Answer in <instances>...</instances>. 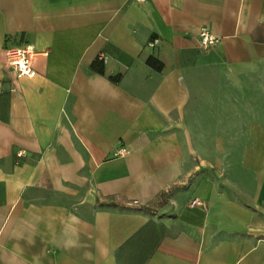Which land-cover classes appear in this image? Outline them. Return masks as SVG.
I'll use <instances>...</instances> for the list:
<instances>
[{
	"label": "crops",
	"instance_id": "0c3cea01",
	"mask_svg": "<svg viewBox=\"0 0 264 264\" xmlns=\"http://www.w3.org/2000/svg\"><path fill=\"white\" fill-rule=\"evenodd\" d=\"M0 264H264V0H0Z\"/></svg>",
	"mask_w": 264,
	"mask_h": 264
},
{
	"label": "built area",
	"instance_id": "2783aa9c",
	"mask_svg": "<svg viewBox=\"0 0 264 264\" xmlns=\"http://www.w3.org/2000/svg\"><path fill=\"white\" fill-rule=\"evenodd\" d=\"M139 2H145L146 0H137ZM199 44L204 51L209 50L213 46L219 44L221 39L211 33L207 28L200 30ZM159 43L158 40H152L149 42V47H154ZM3 55L5 57L6 64L13 68L17 77L34 78L37 75L35 69V62L38 57L37 52L30 46L12 47L4 50ZM129 154V151L125 147H121L115 154V157H125ZM19 157L23 156V152L18 154ZM202 202L193 200L191 206H200Z\"/></svg>",
	"mask_w": 264,
	"mask_h": 264
},
{
	"label": "trees",
	"instance_id": "16d2710c",
	"mask_svg": "<svg viewBox=\"0 0 264 264\" xmlns=\"http://www.w3.org/2000/svg\"><path fill=\"white\" fill-rule=\"evenodd\" d=\"M147 65L157 71H162L163 69V66L160 64V62L153 58H149L147 60ZM91 69L100 74H104V64L102 62H94Z\"/></svg>",
	"mask_w": 264,
	"mask_h": 264
},
{
	"label": "rangeland",
	"instance_id": "374dc122",
	"mask_svg": "<svg viewBox=\"0 0 264 264\" xmlns=\"http://www.w3.org/2000/svg\"><path fill=\"white\" fill-rule=\"evenodd\" d=\"M212 150H214V148H211Z\"/></svg>",
	"mask_w": 264,
	"mask_h": 264
}]
</instances>
